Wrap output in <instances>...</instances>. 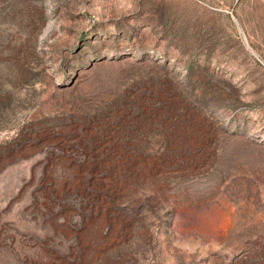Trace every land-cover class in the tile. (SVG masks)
Wrapping results in <instances>:
<instances>
[{
  "label": "rangeland",
  "instance_id": "1",
  "mask_svg": "<svg viewBox=\"0 0 264 264\" xmlns=\"http://www.w3.org/2000/svg\"><path fill=\"white\" fill-rule=\"evenodd\" d=\"M0 264H264V0H0Z\"/></svg>",
  "mask_w": 264,
  "mask_h": 264
}]
</instances>
